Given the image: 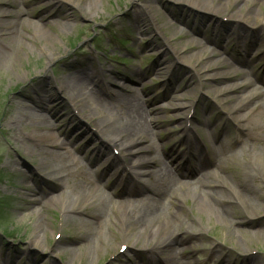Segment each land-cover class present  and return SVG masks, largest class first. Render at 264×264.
I'll list each match as a JSON object with an SVG mask.
<instances>
[{"label": "rangeland", "instance_id": "374dc122", "mask_svg": "<svg viewBox=\"0 0 264 264\" xmlns=\"http://www.w3.org/2000/svg\"><path fill=\"white\" fill-rule=\"evenodd\" d=\"M13 1L17 2L23 16L27 17L26 13L33 15L30 17L33 21L50 10L53 17L50 20L52 24H46L42 28L31 25L29 30L25 29L26 34L37 38L23 42L17 60L15 56V64H0V264H88L82 258H87L92 264H160L158 261H149L156 255L150 246L130 252L122 250L121 247L126 245L120 235V224L112 222L110 228L106 226V238L110 242L107 247L100 245V241L93 247V238L86 243L69 231L74 229L77 234L81 233V225L67 222L63 226L62 206L53 199L67 195V191L63 186H56L58 183L55 179L44 175L38 169V163L43 159L52 160V157L40 151L46 149L47 144L36 143L29 138L39 119H29L26 124L18 125L15 129L8 127V119L12 115L20 116L27 112L18 102H26L33 108L32 96L44 99L51 97V100L47 101L48 104L55 105L60 111L59 114L55 112L56 116L46 114L43 122L50 125V131L59 141L65 143V150L61 152L80 157L79 168L83 167L87 171L89 169L88 177L93 180H98L100 175L99 181L106 192L111 189L115 194L120 193L122 186L113 190V182L117 177L122 178L121 167L132 168L137 162V156L131 159L123 156L117 162L120 165L119 171L115 172L111 168L106 174L101 173L108 163H105L104 158H98V153L104 151L112 154V157H118L120 151L102 137L94 120L86 117L77 106L71 104L70 98L60 90L58 79L75 76L80 70H84L83 74L78 75L90 80L82 87L85 88L86 94L99 92L98 97L102 102L97 105L102 113L116 112L113 98L115 92L135 93L142 102L144 100L149 114L157 117L152 124L156 131L155 143L160 145V142L165 141V149L168 152L173 151V154L177 153V159L173 161L174 166L176 161L177 164L189 162V159L185 158L190 155L188 137H185L183 129L192 126L190 137L201 140L207 151L209 149L213 152L222 148L226 152L224 170L229 173L223 174L218 170L216 177L221 175L224 181L233 184V180L241 177L242 165L250 149L260 148L264 140L252 142L251 137L242 136L232 118H229L233 104L248 91L238 89L218 93L220 86L236 83L239 79L206 77L199 67H193V60L205 49L207 54L217 52L216 59L227 63H232L234 58L243 59V49L246 45L238 47L240 44L234 33L243 30L250 37L254 35L234 13L235 8L221 11L217 17L220 21L218 39H221L218 42L222 46L214 41L217 38H213L212 31H208L209 37L191 34L193 38H198L202 45L185 54L194 58L190 61L188 57L183 58L184 54H177L178 50L175 49L193 41L192 38L180 40L182 34L190 33L189 26H194H188V23H199V19H204V26L210 27H207L208 30L214 28L213 22L210 24L211 16H206L211 13L204 14L203 9L195 7L196 3L190 0H151L147 4L144 0H102L98 9H91L94 13L91 18L68 0ZM58 1L61 6H57ZM0 2V8L13 10L11 4L4 3L5 0ZM261 9L260 13L263 14V5ZM57 11L68 13V18L58 16ZM144 11L157 15V25L151 24L149 20L140 24L145 18ZM242 11H245L244 6ZM66 24L69 26L62 28ZM172 36L173 46L166 41V38ZM259 45L253 49L256 54L254 60L249 64H242L241 67L238 65L237 72L264 74V56H261L264 52V41ZM51 53L56 55L57 59L48 65V56ZM160 62L165 64L159 65ZM90 67L96 71L93 80L89 77ZM191 103L193 109L189 113L188 109L180 107ZM90 109L94 113L97 111L94 104ZM58 120L64 128L66 127L67 136L58 134L55 128L60 124ZM202 121H205V126ZM219 134L220 136L215 138ZM260 137L264 138V134ZM29 148L35 149L29 150L32 154H29ZM50 148L58 151L54 147ZM77 149L82 150V153H77ZM161 154L165 156L162 151ZM15 158L21 163L20 166L11 165ZM90 158L91 164L88 161ZM109 161H113V158ZM257 161L261 167L264 165V158ZM96 168H100L97 175L93 171ZM208 170L210 177L214 176L211 173L216 168L210 166ZM83 179L76 177L75 181L83 184ZM184 179L182 178V181ZM211 180H215L214 177ZM188 181L194 182L193 179H185V182ZM106 185L111 188H106ZM260 187L264 190V182ZM196 188H202V185L198 184ZM90 191L89 188L85 189L88 194L83 200L92 196ZM144 196L132 194L124 196L123 199L133 203ZM37 197L40 202L33 204L31 199ZM120 198L115 197L116 200ZM193 204L192 200H188L187 206L181 208L180 215L188 218L198 216L199 214L190 208ZM38 210L41 213H37ZM235 214L237 219L244 216L241 211L235 210ZM199 216L201 218L197 217L196 226L205 232L185 250L190 256V261L196 264H224L223 262L228 260L232 264H264V217L256 227L246 228L249 233L245 235L241 225L235 224L232 228H227V223L215 217L205 214ZM40 224L47 227V230L38 244L35 239ZM60 224L63 226L61 232L58 231ZM226 231L232 234L239 245L234 240L223 239ZM203 249L205 251L202 253Z\"/></svg>", "mask_w": 264, "mask_h": 264}, {"label": "bare ground", "instance_id": "6f19581e", "mask_svg": "<svg viewBox=\"0 0 264 264\" xmlns=\"http://www.w3.org/2000/svg\"><path fill=\"white\" fill-rule=\"evenodd\" d=\"M68 1L74 6L80 7L85 15L90 18L94 14L91 9H98L102 5V0ZM150 1L144 0V3L147 4ZM190 1L196 3L194 4L195 7L203 9L204 14L206 12L211 13V15L206 14V16H211L210 24L213 22L214 28L208 30L210 27L204 26V19H199V23H188V26H194H189L190 33L182 34L180 40L192 38L193 41L182 45V47H175L178 50L177 54H184L183 58L186 59L188 56H185V54L189 50H194L202 45L198 38H193L191 34L209 37L208 31H212L213 38H217L214 41L218 42L221 40L218 39L220 37L218 30V22H220L218 19L219 14L221 11L226 12L235 8L234 13L238 15L240 21L244 22L251 31V34L254 35L250 37L243 30L234 33V35H237L239 47H242L243 44L246 45V48L243 49V62L249 64L254 60L256 54L253 53V49L256 46H260L261 41H264V13H260L262 12L261 5L264 6V0ZM4 3L7 5L11 4L13 10L0 8V64L11 65L16 63L19 57V49L23 47V42L37 38L26 34L24 32L25 29L28 28L29 30L31 25H38L42 28L46 24H52L50 20L53 14L52 10H50L45 15H39L38 20L33 21L30 19L33 15L26 13L27 17L23 16V11H20V8L17 7L16 1L5 0ZM56 4L57 6H61L60 1ZM1 5L2 2H0ZM243 6L245 7V11H242ZM241 14H246L247 16L242 17L240 16ZM57 15L66 16L67 18L69 16L68 13L62 11H57ZM156 18L157 15L155 13L147 11L145 18H143L140 24H145L149 20L152 22L151 24L157 25ZM67 26L69 24L62 26V28H67ZM157 28L160 29L159 26ZM159 29L157 30L159 31ZM44 36L45 39L46 35ZM166 41L173 46L174 37L166 38ZM261 54V56H264V52ZM198 55V57H195V60H193V57H188V60H193V67H199L206 77H222L224 79H234L237 77L236 79H239L236 83L220 86L218 93L223 94L224 92L236 91L238 89L248 91L239 97L238 102L233 104L229 112V118H232L242 136L245 135L246 138L251 137L252 142L264 140V138L260 137L264 134V74L260 76L254 72H237L236 63L217 60V53L212 52L207 54L206 49L202 50V53ZM56 59V55L49 54L47 64H53ZM162 64L161 62L159 63V65ZM89 71L92 74H89V77L93 80L96 71L91 67ZM79 73L83 74L84 70H80ZM78 74L58 79L61 92L66 97L68 96L70 103L77 106L86 117L94 120L102 137L116 146L120 151L118 157H112L110 156L112 154L104 151L98 153L99 155L97 154L98 158H104L105 163H108L101 173L106 174L111 168L115 172L119 171L120 165L117 162L123 156H127L129 159L137 156V162L132 165V168L121 167L120 176L122 178H117L112 185L113 190L122 186L120 193L115 194V191L111 189L109 192H106L100 181L88 177L90 174L89 169L87 171L83 167H81L82 169L79 168L80 157L61 152V150H65V143L59 141V138L50 131V125L43 122V117L46 114L49 113L52 116H56L57 112L59 114L60 111L55 105L48 104L51 97L44 99L30 96L32 98L31 102L34 104L33 108L26 102H18V105L21 103V107L27 112L20 114V116L16 114L10 116L7 123L9 128L15 129L18 125L26 124V121L29 119H39L29 138L36 143L43 142L47 144V148L40 151L52 157V160L43 159L38 163L39 168H37L44 175L55 179L58 183L56 186H63V189L67 191V195L57 196L53 200L62 206L63 219H61V222L63 221V226L67 222L83 226L82 232L78 234L77 230H69L72 234L77 235L86 243L93 238L91 244L93 247L99 243L107 247L110 242L106 238L107 231L105 229L107 227L110 228V224L114 222L121 225L120 235L124 241V245L127 246L126 252L141 250L150 246L156 252V255L152 254L154 257L149 261H158L160 264H196L190 261V256L185 253V250L191 243H195L196 239L201 237L205 232L196 226L197 217L201 218L199 215L205 214L209 217H215L227 223V228H232L235 224L241 225L242 228L244 227L242 232L245 235L249 233L246 228H254L261 222L260 220L264 217V190L260 187V184L264 182V171L262 170L264 169V165L261 167L257 160L264 158V144L260 148L252 147L250 149V153L244 159V164L242 165L241 177L238 176L239 179L233 180L232 184L224 181L220 174V176L216 177L219 173L217 172L218 170L222 171L223 174L229 173L224 170L226 152L222 148L213 150L211 154L212 158H207L208 155L203 152L201 145L190 137V132L193 131L191 126L188 129H183L184 135L188 137L192 156L200 159L201 167L185 168L179 165L174 166L173 161L177 153L173 154V151L168 152L165 149V141L160 142V145L155 143L156 131L152 127V124L157 117L149 114L148 109L144 105V100L142 102L135 93L121 94L120 92H115L113 98L116 103V112L109 114L102 113L99 110V105H97V103L100 104L102 102L98 97L99 92L92 91L86 94L85 88L82 85L90 79ZM93 104L97 107L98 112L94 109L96 113L90 109V106L92 107ZM180 107L188 109V113L193 109L192 103L188 106L180 105ZM201 123L204 126L206 124L205 121ZM55 128L59 135L67 136L66 127L64 128L61 123ZM218 136L220 134L215 138ZM50 147H54L58 151L51 150ZM30 149L33 148L28 149L29 154H32L29 151ZM161 151L165 156L161 154ZM110 158H113V161H109ZM19 164L21 163L17 158L11 162L13 167ZM210 166L216 168L211 173L214 175L212 177L215 180H211L212 177L209 175L210 170L208 169ZM93 171L97 174L100 172V168H96ZM76 177H83V180H85L83 184L75 181ZM183 177H195V183L183 182L181 179ZM99 179H101V176ZM123 179L125 180L123 181ZM198 184H201L202 188H196ZM105 187L108 188L107 185ZM86 188L91 190L92 196L87 200H83L86 194H88L85 193ZM132 194L146 196L133 203H128L123 199L124 196ZM116 196L121 197L120 200H116ZM188 200L193 201L194 204L190 208L198 213V216L188 218L180 215L182 214L181 208L186 205ZM31 201L33 204L39 203L40 199L37 197L31 199ZM235 210L241 211L244 214L243 218H235ZM36 212L41 213L40 210ZM63 226L60 224L58 228L59 232H61ZM46 230L47 227L44 225H38L36 243H40V238L42 234H45ZM223 239L226 241L234 240L239 245L230 232H224ZM98 241L100 242L98 243ZM250 244L252 243L250 242ZM204 251L203 249L202 253ZM82 260L88 264H92L87 258H82ZM223 263L232 264L229 260ZM128 264L136 263L130 262Z\"/></svg>", "mask_w": 264, "mask_h": 264}]
</instances>
